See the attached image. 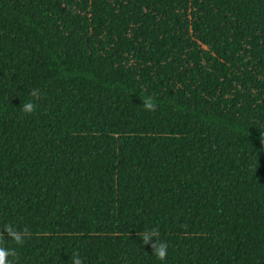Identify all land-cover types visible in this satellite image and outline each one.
Here are the masks:
<instances>
[{"label": "trees", "instance_id": "16d2710c", "mask_svg": "<svg viewBox=\"0 0 264 264\" xmlns=\"http://www.w3.org/2000/svg\"><path fill=\"white\" fill-rule=\"evenodd\" d=\"M6 222L15 264H264V0H0Z\"/></svg>", "mask_w": 264, "mask_h": 264}, {"label": "clouds", "instance_id": "9594fccd", "mask_svg": "<svg viewBox=\"0 0 264 264\" xmlns=\"http://www.w3.org/2000/svg\"><path fill=\"white\" fill-rule=\"evenodd\" d=\"M29 95L33 98L22 105V111L26 115L35 114L37 110L36 100L41 98L40 89H32ZM143 108L146 111L152 112L157 108L154 102V97L146 95L142 99ZM3 231H0V264H15V258L18 257V252L15 248L7 247V240L11 239L15 245L22 246L25 241L31 238L32 233L27 226L20 227L12 222H6L0 225ZM5 233L7 238H5ZM143 245H150L152 254L159 260L163 261L168 256L169 244L167 241L161 239V233L158 228L150 227L139 231V235ZM13 258V259H10ZM70 264H84V261L79 251H72L70 253Z\"/></svg>", "mask_w": 264, "mask_h": 264}]
</instances>
